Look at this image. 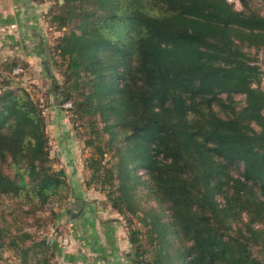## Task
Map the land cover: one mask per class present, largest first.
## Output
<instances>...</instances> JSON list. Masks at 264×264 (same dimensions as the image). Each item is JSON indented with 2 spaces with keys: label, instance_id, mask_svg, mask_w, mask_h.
<instances>
[{
  "label": "trees",
  "instance_id": "16d2710c",
  "mask_svg": "<svg viewBox=\"0 0 264 264\" xmlns=\"http://www.w3.org/2000/svg\"><path fill=\"white\" fill-rule=\"evenodd\" d=\"M252 1L236 11L225 0H63L53 16L59 27L78 23L55 48L61 101L89 128L86 185L147 227L144 238L138 227L129 234L136 264H171L169 236L182 246L176 264H263L252 253L264 250L263 71L244 49H264V14ZM26 64L8 59L2 80ZM3 89L0 203L42 208L65 196L66 174L52 166L40 103ZM3 216L0 245L9 236L22 264H51L55 243L12 234Z\"/></svg>",
  "mask_w": 264,
  "mask_h": 264
},
{
  "label": "rangeland",
  "instance_id": "374dc122",
  "mask_svg": "<svg viewBox=\"0 0 264 264\" xmlns=\"http://www.w3.org/2000/svg\"><path fill=\"white\" fill-rule=\"evenodd\" d=\"M34 1L44 6L41 12L42 21H38V30L36 32H39L40 29L41 31L34 34L33 37H38L40 33H43L45 40L35 43L29 41L28 45H33L35 48L46 45L47 57L42 58L45 59L44 62L33 63L32 65L22 56L23 50L17 49L15 43L7 44L5 42L0 45V90H4L3 88H11L16 91L24 89L34 100L40 103L41 114L46 119L48 146L50 157L53 159L52 166L55 169H63L65 171L67 191L64 197H53L42 208L39 206L21 205V209H15L13 204L2 202L0 203V211L5 213L2 219H5L7 221L5 223H9L13 227L12 234H18L19 232L15 230V227H20L22 231L30 233L35 239L46 238L51 243L56 241L60 250H64L70 246L71 236L80 234L81 229L87 227L92 217L100 221L99 233L102 231L101 233H106L105 236L108 237L110 232L115 230V233L120 236V239L126 245V248L122 250L124 260L129 264H136L135 259L137 258L134 257L136 247L130 243L129 234L133 227H138L141 229V237L144 238L147 227L142 226L135 218H133V223L129 224L126 215L117 212L116 209L111 207L110 202L106 198V192L94 184L86 185V181L90 178V170L85 165V159L92 153V149L85 145L82 133L87 132L89 128L70 111L72 105L68 109L64 107V103L69 101H61L62 95L60 93L64 82L65 60L58 56L55 47L59 37L64 32L75 28L78 24L77 20L59 27L58 22L53 20V16L61 11L60 6L63 4V0ZM251 6L256 8L261 14H264V0H253ZM232 7L236 11L243 10L241 2L239 6L232 5ZM88 8L90 9V4ZM244 50L255 57V63L262 69L261 87L264 89V49L245 48ZM11 58L23 60L27 63V68L24 70L21 67L23 71L19 74L13 72L14 68L9 74V76L13 77L9 81L2 80V77L7 75V69H4L3 63ZM234 99L238 103V108L243 105V95H234ZM117 157L118 154L115 147H113L109 154H105V161L107 164H111L117 160ZM239 171L240 168H235L233 172L237 175ZM136 174L144 181L148 179L144 169H138ZM73 179L84 186L79 194L74 192L75 188L74 190L72 189L71 184L73 185V182L70 184V180ZM76 190L78 189L76 188ZM148 203L158 207V203L154 198H149ZM91 233L96 234L94 230ZM8 237H5L2 245H0V264H22L18 252L7 246ZM63 238L68 239L67 245L61 244ZM169 240L171 264H176V256L180 244L177 238L174 239L169 236ZM29 244L30 242L28 241L23 245L27 246ZM145 246L151 252L150 247L147 244ZM54 252L51 264H54L56 259L57 253L56 251ZM252 253L260 258L264 264V250L261 247H253ZM148 255L150 256V254Z\"/></svg>",
  "mask_w": 264,
  "mask_h": 264
},
{
  "label": "crops",
  "instance_id": "0c3cea01",
  "mask_svg": "<svg viewBox=\"0 0 264 264\" xmlns=\"http://www.w3.org/2000/svg\"><path fill=\"white\" fill-rule=\"evenodd\" d=\"M43 6L34 0H0V45L5 42L15 43L17 49L23 50L22 56L32 65L44 62L45 59L42 58L47 57L46 45L39 48L28 45L29 41L35 43L45 40L43 33L33 37L41 31L40 29L36 32L38 21H42ZM70 181V184L73 182L71 186L73 190L75 188L74 192L81 193L83 184L75 179ZM99 225L101 226L100 221L91 217L87 227L82 228L80 234L71 236V244L67 249L60 250L55 241L57 255L54 264H129L122 256V250L126 248L125 242L115 230H112L108 237L105 236L106 233H101L102 231L99 233ZM92 230L97 235L91 233Z\"/></svg>",
  "mask_w": 264,
  "mask_h": 264
},
{
  "label": "built area",
  "instance_id": "2783aa9c",
  "mask_svg": "<svg viewBox=\"0 0 264 264\" xmlns=\"http://www.w3.org/2000/svg\"><path fill=\"white\" fill-rule=\"evenodd\" d=\"M228 4H232V5H235V6H239L240 5V2L239 0H225ZM23 69L21 67H16L13 72L15 74H19L20 72H22ZM64 107L66 109L70 108L71 107V103L70 102H66L64 103ZM61 244L62 245H67L68 244V239L67 238H63L62 241H61Z\"/></svg>",
  "mask_w": 264,
  "mask_h": 264
}]
</instances>
